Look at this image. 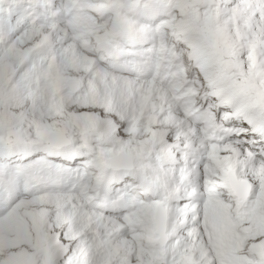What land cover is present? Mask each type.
<instances>
[{
	"label": "snow or ice",
	"instance_id": "snow-or-ice-1",
	"mask_svg": "<svg viewBox=\"0 0 264 264\" xmlns=\"http://www.w3.org/2000/svg\"><path fill=\"white\" fill-rule=\"evenodd\" d=\"M0 264H264V0H0Z\"/></svg>",
	"mask_w": 264,
	"mask_h": 264
}]
</instances>
